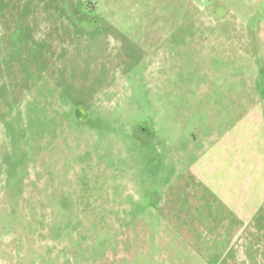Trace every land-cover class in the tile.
Instances as JSON below:
<instances>
[{
	"label": "rangeland",
	"instance_id": "rangeland-1",
	"mask_svg": "<svg viewBox=\"0 0 264 264\" xmlns=\"http://www.w3.org/2000/svg\"><path fill=\"white\" fill-rule=\"evenodd\" d=\"M0 264H264V0H0Z\"/></svg>",
	"mask_w": 264,
	"mask_h": 264
},
{
	"label": "flooded vegetation",
	"instance_id": "flooded-vegetation-1",
	"mask_svg": "<svg viewBox=\"0 0 264 264\" xmlns=\"http://www.w3.org/2000/svg\"><path fill=\"white\" fill-rule=\"evenodd\" d=\"M134 74V73H133ZM82 110V111H81ZM76 111H77V116H78V119L79 120H84V119H86V114H85V110H83V109H80L79 107H77L76 108ZM81 112H83L82 114H81ZM83 117H85V118H83ZM137 132L139 133V135L141 136V137H149L150 136V134H151V132H150V129H149V127L147 126V124H140L138 127H137ZM157 196V195H156Z\"/></svg>",
	"mask_w": 264,
	"mask_h": 264
}]
</instances>
